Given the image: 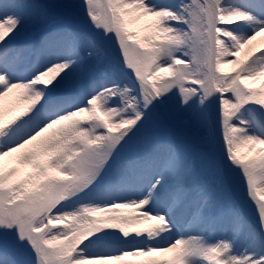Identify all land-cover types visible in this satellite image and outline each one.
<instances>
[{
    "label": "snow or ice",
    "instance_id": "6c2138e0",
    "mask_svg": "<svg viewBox=\"0 0 264 264\" xmlns=\"http://www.w3.org/2000/svg\"><path fill=\"white\" fill-rule=\"evenodd\" d=\"M0 264H264V0H0Z\"/></svg>",
    "mask_w": 264,
    "mask_h": 264
}]
</instances>
